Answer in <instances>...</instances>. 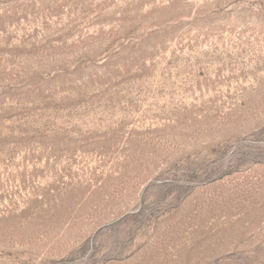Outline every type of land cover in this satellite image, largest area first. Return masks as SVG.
<instances>
[{
  "label": "rangeland",
  "instance_id": "obj_1",
  "mask_svg": "<svg viewBox=\"0 0 264 264\" xmlns=\"http://www.w3.org/2000/svg\"><path fill=\"white\" fill-rule=\"evenodd\" d=\"M0 264H264V0H0Z\"/></svg>",
  "mask_w": 264,
  "mask_h": 264
}]
</instances>
